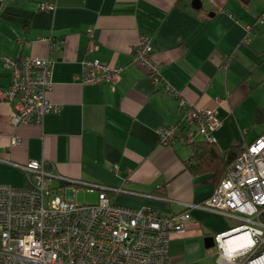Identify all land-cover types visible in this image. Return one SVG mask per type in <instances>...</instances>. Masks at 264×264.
<instances>
[{"label":"crops","instance_id":"1","mask_svg":"<svg viewBox=\"0 0 264 264\" xmlns=\"http://www.w3.org/2000/svg\"><path fill=\"white\" fill-rule=\"evenodd\" d=\"M42 1H53L54 9L38 8ZM191 1L0 0V85L10 83L4 56L48 55L53 66L46 96L60 104L40 122L13 125L12 103L0 100V183L24 185L21 165L44 160L66 178L53 180L64 185L66 197L88 187L83 181L108 187L125 206L166 215L187 211L186 225L169 239L171 263L219 264L205 237L232 220L195 205L223 176L226 148L246 146L264 131V22L255 23L264 0H200L198 7ZM89 30L98 42L92 52ZM142 33L150 36L158 84L132 59ZM86 56L119 66L120 78L113 85L79 81ZM170 87L187 103L217 111V154L206 169L189 167L195 162L191 144L158 142L156 128L178 119ZM12 137L19 141L12 144Z\"/></svg>","mask_w":264,"mask_h":264},{"label":"built area","instance_id":"2","mask_svg":"<svg viewBox=\"0 0 264 264\" xmlns=\"http://www.w3.org/2000/svg\"><path fill=\"white\" fill-rule=\"evenodd\" d=\"M53 1H42L38 8L52 10ZM264 22V9L255 23ZM88 52L98 49V42L88 31ZM43 38L51 41L50 36ZM150 36L139 35L132 48V59L143 64L154 84L161 76L153 61ZM79 81H106L120 78V67L97 57H84ZM9 69L10 83L0 85V100L13 105L10 121L40 122L59 103L46 96L51 88L53 61L39 57H3ZM177 97L178 119L156 128L158 142L173 145L191 143L196 135L214 142V130L220 119L214 107L197 108L170 87ZM19 139L12 137L11 143ZM21 167L24 185L0 183V264H172L169 239L182 229L189 213L162 214L149 207H130L117 203L108 187L97 188L92 202H78L66 197V179L47 168V161L30 159ZM70 180V179H67ZM72 190L75 188L71 187ZM121 190V188H114ZM195 206L217 211L232 220L230 226L214 234L215 260L219 264H264V131L232 160L212 193Z\"/></svg>","mask_w":264,"mask_h":264},{"label":"trees","instance_id":"3","mask_svg":"<svg viewBox=\"0 0 264 264\" xmlns=\"http://www.w3.org/2000/svg\"><path fill=\"white\" fill-rule=\"evenodd\" d=\"M214 142H207V141H198V142H191L193 148L192 157L194 158V163L189 167L192 171H201L209 167L213 162V156L216 155L214 147ZM245 146H230L227 147L225 150V155L222 157L225 165V169H222L221 176L225 173L230 165V162L244 149ZM204 148V150H200ZM220 178V177H219Z\"/></svg>","mask_w":264,"mask_h":264},{"label":"rangeland","instance_id":"4","mask_svg":"<svg viewBox=\"0 0 264 264\" xmlns=\"http://www.w3.org/2000/svg\"><path fill=\"white\" fill-rule=\"evenodd\" d=\"M90 188L88 187H83L81 188V190H79L75 196V199L78 201V202H92L96 199V189L95 191H90L89 190Z\"/></svg>","mask_w":264,"mask_h":264},{"label":"water","instance_id":"5","mask_svg":"<svg viewBox=\"0 0 264 264\" xmlns=\"http://www.w3.org/2000/svg\"><path fill=\"white\" fill-rule=\"evenodd\" d=\"M191 3H192V6L193 7H198V6H200V0H192L191 1ZM214 243V239H213V236L212 235H209V236H206L205 237V244L206 245H212Z\"/></svg>","mask_w":264,"mask_h":264}]
</instances>
